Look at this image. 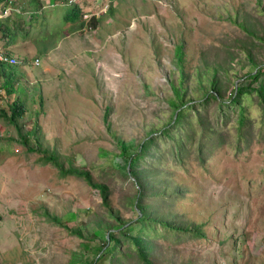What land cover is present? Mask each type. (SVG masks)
Wrapping results in <instances>:
<instances>
[{
  "label": "rangeland",
  "instance_id": "obj_1",
  "mask_svg": "<svg viewBox=\"0 0 264 264\" xmlns=\"http://www.w3.org/2000/svg\"><path fill=\"white\" fill-rule=\"evenodd\" d=\"M37 1L0 16V43L22 61L0 64V112L14 99L25 110L19 127L0 113V264H143L124 235L112 250L108 231L139 213L116 138L130 152L151 131L142 203L197 229L155 222L142 234L151 263L264 264V0H78V21H65L69 4ZM212 86L225 102L243 91L220 111ZM182 101L192 108L169 124ZM55 161L106 185L107 205Z\"/></svg>",
  "mask_w": 264,
  "mask_h": 264
},
{
  "label": "trees",
  "instance_id": "obj_2",
  "mask_svg": "<svg viewBox=\"0 0 264 264\" xmlns=\"http://www.w3.org/2000/svg\"><path fill=\"white\" fill-rule=\"evenodd\" d=\"M3 2V9L5 8V6L7 5V0H1ZM16 1V0H15ZM35 3V6L33 7L34 10H31L30 12L32 13H36V11L40 10L41 6L39 4L40 1L37 0H32ZM49 1V0H48ZM53 3L55 4H69L70 5V9L68 10V12L66 13L65 16V21H78V20H82L83 16H84V10L82 5L79 3L80 1L78 0H52ZM14 4V1H13ZM14 6V5H13ZM16 15H18V12H15ZM8 28L4 26V24L0 21V40L3 37V35H8L7 33ZM10 70L13 68H9ZM257 67L255 68V70L253 72H251L250 74H248L249 79L253 80L256 79L257 77L260 76V69L256 70ZM3 74V84L2 87L3 89L8 93V94H12L14 93V89H13V84H12V76L14 75L13 72H9L8 73H2ZM1 74V75H2ZM214 89L212 86V89L210 92H208L206 94L207 98L206 99H212L215 102L218 103V107L220 111H223L224 108L230 107V105H234L236 104V96L242 93V89L241 88H236L235 90V95L233 98L229 99V102H225V101H219V98L214 94ZM178 94V93H177ZM259 95V101L262 103V108L264 110V94H261L260 92L258 93ZM221 97V96H220ZM186 102L182 101L179 105H175V109L173 111V115L174 113L177 111L176 116L172 117V120L170 121L169 124L171 125H177L181 122V118L183 117L184 113H186V111L189 108L192 107H187L186 106ZM24 106L22 104V102L19 99H14L13 101L9 102L8 106H7V110L6 111H1V116L3 118H6L7 120L10 121V123H12L14 126H18V120L24 115ZM244 121H245V115L243 110L239 111L238 115H237V124H238V129H241V127L244 125ZM18 131L20 132V129L18 128ZM168 131V128H166L163 131V134H166ZM155 131H151L147 134V136L145 137V139L139 143L136 147V149L132 150V151H128V146L127 144L120 138H116L117 141V145L119 147V156H124L127 158V165H128V174L130 175V177L132 179H134L136 181V196L134 199V207L139 209V213L136 212V217L134 220H117L116 224L114 225V227L119 228L116 231H108V237L110 242H112L113 240V248L112 250L117 251L118 247H119V243H118V238L116 237L117 234H120L121 236L124 235L126 236V238H128L129 240H131L132 245L134 246V250L139 258V260L143 263V264H153L151 263V261L148 258L147 255V251L144 247V237L147 234L146 230L147 228L153 229V231L160 232L161 228H173V229H177V230H186L191 232L192 230H197L195 229H191V227H187L185 229V227H176L171 221L162 219L160 217L154 216L153 213H151L147 207V205L145 206L142 203V199L143 196L145 194L144 192V185L140 182V180L137 177L136 174V166L139 162V160L141 158H145V154L148 151V148L150 147L151 144H153L155 142V140L157 139L158 136H154ZM23 136V135H21ZM181 142V140L178 142V144ZM55 166L58 167L63 173H73L76 174L78 176H81L85 179V181L92 187L95 189H98L100 197L102 199V202H104V204L107 205V200H108V189L107 186L104 184H100V183H95L92 181L90 173L86 170L83 169H77L75 167H69V168H63L58 162L55 161ZM130 169V172H129ZM115 219H117L116 217H114ZM155 222H159L161 223V228H159V225L157 226V224ZM135 224H139L140 225V229H142L141 231H138V233L133 234L132 236H130L131 234H128L129 230L134 228ZM146 227V228H145ZM115 228V229H116ZM139 229V230H140ZM144 232V233H143ZM200 232V231H198ZM142 234H144V237L142 236ZM114 238V239H112Z\"/></svg>",
  "mask_w": 264,
  "mask_h": 264
},
{
  "label": "built area",
  "instance_id": "obj_3",
  "mask_svg": "<svg viewBox=\"0 0 264 264\" xmlns=\"http://www.w3.org/2000/svg\"><path fill=\"white\" fill-rule=\"evenodd\" d=\"M7 1L8 2H7V5L5 6V8L3 10H0V16H1V14L9 15L12 10L19 12V10L17 8L16 9L11 8V10H10V7H12L13 1H15V0H7ZM20 63H21V60L16 55H13V54L7 52V50L0 44V64H6V65H10V67H15V65H18ZM33 63L35 65H38L39 59L35 58Z\"/></svg>",
  "mask_w": 264,
  "mask_h": 264
},
{
  "label": "clouds",
  "instance_id": "obj_4",
  "mask_svg": "<svg viewBox=\"0 0 264 264\" xmlns=\"http://www.w3.org/2000/svg\"><path fill=\"white\" fill-rule=\"evenodd\" d=\"M3 46V45H2ZM4 47V46H3ZM5 48V47H4ZM6 49V48H5ZM8 52V51H7ZM22 62V61H21ZM19 65V64H18ZM7 67L8 68H10V65H7ZM15 67H16V65H15ZM15 67H11V68H13V69H15Z\"/></svg>",
  "mask_w": 264,
  "mask_h": 264
},
{
  "label": "crops",
  "instance_id": "obj_5",
  "mask_svg": "<svg viewBox=\"0 0 264 264\" xmlns=\"http://www.w3.org/2000/svg\"><path fill=\"white\" fill-rule=\"evenodd\" d=\"M1 41V40H0ZM1 45H3L4 47H5V45L4 44H2V43H0ZM6 49H7V47H5Z\"/></svg>",
  "mask_w": 264,
  "mask_h": 264
}]
</instances>
